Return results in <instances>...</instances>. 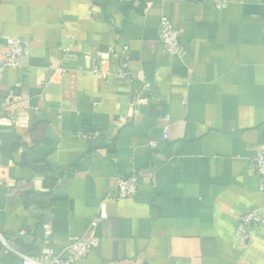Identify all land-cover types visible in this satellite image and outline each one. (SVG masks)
I'll return each instance as SVG.
<instances>
[{
	"label": "crops",
	"instance_id": "crops-1",
	"mask_svg": "<svg viewBox=\"0 0 264 264\" xmlns=\"http://www.w3.org/2000/svg\"><path fill=\"white\" fill-rule=\"evenodd\" d=\"M223 1L0 0V60L8 39L31 44L0 81V233L12 249L65 257L94 238L80 264H264V226L247 247L236 237L264 205L251 171L264 149V0ZM162 16L181 57L159 42ZM122 64L129 79L116 77ZM134 174L136 197L110 198ZM21 263L0 244V264Z\"/></svg>",
	"mask_w": 264,
	"mask_h": 264
},
{
	"label": "built area",
	"instance_id": "built-area-1",
	"mask_svg": "<svg viewBox=\"0 0 264 264\" xmlns=\"http://www.w3.org/2000/svg\"><path fill=\"white\" fill-rule=\"evenodd\" d=\"M215 3H222L223 0H214ZM159 42L164 47L166 54L169 57H181L183 54V48L180 41V33L172 23V21L162 16L159 26ZM31 50V44L29 41L12 38L6 41L5 52L3 58L0 60V81L2 80L4 73L8 69H21L23 62L29 58ZM128 47H124V52H127ZM110 58L114 61L118 60V55L114 50H110ZM102 74V70H98ZM128 78L126 72V65L122 64V69L119 73H116V77ZM129 79V78H128ZM167 138V131L164 132V139ZM251 171L260 177L261 181V192L264 193V149L260 154L252 161ZM155 181L154 175H148L146 177L147 183H153ZM140 185V176L131 175L126 177H119L117 179L115 188L110 198L114 199H134L138 193ZM98 218L100 220L107 219V205L106 201L101 203ZM264 226V205L258 209L247 211L239 219L238 226L236 229V237L239 243L243 247H247L250 241L254 237V230L257 226ZM45 236L51 235V227L49 224L44 225ZM9 240L0 233V244L3 245L7 250L15 252L21 259V264H80L84 262L92 249L97 246V239L94 238H82L79 240L70 241L65 251V257L54 255L51 249L45 247L42 249L40 257L38 259L32 258L27 255L19 254L9 245Z\"/></svg>",
	"mask_w": 264,
	"mask_h": 264
}]
</instances>
